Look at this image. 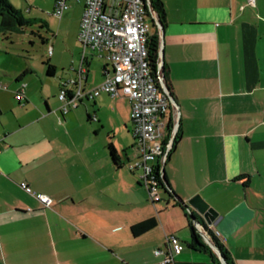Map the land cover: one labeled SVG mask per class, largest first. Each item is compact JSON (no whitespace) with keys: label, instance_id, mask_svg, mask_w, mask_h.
<instances>
[{"label":"crops","instance_id":"1","mask_svg":"<svg viewBox=\"0 0 264 264\" xmlns=\"http://www.w3.org/2000/svg\"><path fill=\"white\" fill-rule=\"evenodd\" d=\"M160 1L163 21L149 19V33L157 30L178 110V137L164 164L169 191L161 188L152 202L141 170L128 167L138 152L125 95L101 91L60 110L56 89L76 78L80 65L85 90L111 70L97 49L83 48L68 71H58L51 57V77L0 66V82H7L0 83V264H223L210 245L190 244L193 221L206 224L234 264H264V0ZM21 83L23 101L14 96ZM85 99L86 118L74 110ZM106 111L115 125L131 123L130 150L113 141ZM21 180L48 194L51 205ZM195 194L217 211L216 222L188 203ZM151 216L153 227L132 233V224ZM169 235L183 249L163 263Z\"/></svg>","mask_w":264,"mask_h":264},{"label":"built area","instance_id":"2","mask_svg":"<svg viewBox=\"0 0 264 264\" xmlns=\"http://www.w3.org/2000/svg\"><path fill=\"white\" fill-rule=\"evenodd\" d=\"M250 5L255 0H245ZM69 6L68 0H55L52 13L61 16ZM157 23V16L150 8L149 0H84L79 20L78 38L83 48L90 46L104 55L111 65L103 80L85 90L82 80L86 68H78L77 77L61 84L58 97L60 110L66 112L76 106L82 96L92 97L101 91L110 95H125L130 102V118L135 138L137 158L128 163L130 169L139 168V178L147 189L149 199L161 198L162 185L168 188L164 178V164L173 147V138L178 129L177 105L162 74L160 44L157 47L156 68L153 72L147 52L150 22L146 7ZM69 83L73 89L67 87ZM24 100V83L14 93ZM170 111L171 125L165 130V117ZM90 118L95 120L94 114ZM162 184V185H161ZM19 186L34 195L43 206H50L52 198L33 190L21 180ZM169 190V188H168ZM196 230L210 239L198 221H193ZM183 249V243L175 235L167 237V249L162 259L170 262L173 255Z\"/></svg>","mask_w":264,"mask_h":264},{"label":"rangeland","instance_id":"3","mask_svg":"<svg viewBox=\"0 0 264 264\" xmlns=\"http://www.w3.org/2000/svg\"><path fill=\"white\" fill-rule=\"evenodd\" d=\"M54 1L9 0L11 5L20 11L25 21L21 25L16 23L12 29L0 30V66L7 69L28 67L31 70L29 73L43 70L45 75L47 61H50L52 57L57 62L58 71L72 70V64L76 63L78 54L83 49L82 43L74 35L73 30L76 17L82 8L81 3L76 0H68L69 6L62 16H58L51 12ZM49 77L51 76L49 75ZM0 83L7 84L3 80ZM57 94L58 90L56 89L55 95ZM85 107H88L86 99L84 102H80L74 110L80 109L84 112ZM83 114L86 118L85 112ZM105 119L107 123L115 125L114 112L106 111ZM91 121L98 125L96 120ZM128 125L126 128L123 123H117L109 134L118 147L130 150L134 139L129 121Z\"/></svg>","mask_w":264,"mask_h":264},{"label":"trees","instance_id":"4","mask_svg":"<svg viewBox=\"0 0 264 264\" xmlns=\"http://www.w3.org/2000/svg\"><path fill=\"white\" fill-rule=\"evenodd\" d=\"M149 5H150V8L155 12L157 19L162 23V21H163V7L161 4V1L160 0H149ZM145 8H146V13L148 15V19H150L152 24L155 25L154 18L151 15L150 10L147 8V6ZM24 21L25 20L22 18L20 11L18 9H16L13 5H11L9 0H0V30L6 31L9 29H12L13 27H15L16 23L21 25L24 23ZM158 43H159L158 33H157V30L155 29V31H153L152 33H149L148 39H147L148 58L150 60V65H151L153 72H155V68H156L155 61H156V57H157ZM53 68H54L53 64L50 63L49 61H47L46 71L48 74L52 73ZM162 74L164 77V81H165L167 87L169 88V85H168V82L166 79L165 67H164L163 63H162ZM167 116L168 117H167L166 123H165V130L168 132L170 125H171L170 111L168 112ZM88 118L91 119L90 115H88ZM177 137H178V129H177L175 136L173 138V145H174L175 141L177 140ZM105 147H106L113 163L116 166H119L120 165V162L118 160L119 157H118L116 148L113 145L112 141L108 140L106 142ZM162 188L165 190H168V188H166L164 185H162ZM155 224H156V217L151 216V217H148L146 219H143L141 221H138V222L132 224L130 226V229H131L133 234H139V233L153 227ZM202 225L205 229H207L206 224L202 223ZM190 226H191L190 244L193 247H197L199 249L211 251L209 244L202 240V238H201L202 236L196 230L194 224L190 223ZM207 231H208V234L210 236V239L219 249L220 255L224 259V264H234V261L232 260L231 256L228 254L226 249L223 247L222 243L216 238V236L210 230L207 229Z\"/></svg>","mask_w":264,"mask_h":264},{"label":"water","instance_id":"5","mask_svg":"<svg viewBox=\"0 0 264 264\" xmlns=\"http://www.w3.org/2000/svg\"><path fill=\"white\" fill-rule=\"evenodd\" d=\"M157 23L159 26H161V22L158 19H157ZM188 203L194 206L196 209H198L201 213H203L206 221L209 223H211L212 221L216 222L217 218L219 217L217 211L213 207L209 206V204L205 200H203L199 194H195L191 198H189ZM203 238L218 253L219 257L221 258L224 264V259L220 255L217 246L209 238L205 236H203Z\"/></svg>","mask_w":264,"mask_h":264}]
</instances>
